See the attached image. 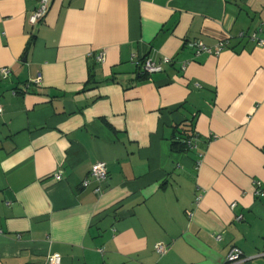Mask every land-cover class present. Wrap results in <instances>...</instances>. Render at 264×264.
<instances>
[{
    "label": "crops",
    "instance_id": "1",
    "mask_svg": "<svg viewBox=\"0 0 264 264\" xmlns=\"http://www.w3.org/2000/svg\"><path fill=\"white\" fill-rule=\"evenodd\" d=\"M38 2L0 0V264H264V0Z\"/></svg>",
    "mask_w": 264,
    "mask_h": 264
},
{
    "label": "built area",
    "instance_id": "2",
    "mask_svg": "<svg viewBox=\"0 0 264 264\" xmlns=\"http://www.w3.org/2000/svg\"><path fill=\"white\" fill-rule=\"evenodd\" d=\"M50 0H39L38 6L35 8V10L32 12V14L29 17V23L34 26L41 22L49 8ZM252 41H254L258 46L264 47V36H259L257 32H253L250 34L249 37ZM189 45L191 47L195 48V55L200 56L201 54L207 53V54H219L221 50L224 48L225 43L223 41H220L217 45L214 47H210L205 45L202 41H193L190 42ZM96 60L98 62H102L104 60V52L100 51L97 54ZM171 62L170 58H163L160 62H155L151 58L144 57L138 61H136V64L140 67V70L143 74H152L156 72H160L163 70V65ZM187 66V62H183L181 65V68L184 70ZM0 76L3 80L8 79L11 76V70L8 67H2L0 68ZM35 84H40L41 82V74H37L36 78L32 81ZM27 87L30 86V83L26 85ZM0 113H1V107H0ZM196 140L197 135L193 133L192 136L184 138L182 140L183 144L185 145L186 149H194L196 148ZM202 154H198V160L196 161V168L198 169L201 165V159ZM56 180L61 179V172L58 171L54 174ZM108 176L106 164L103 161H97L93 163L90 167L89 171V178L92 179L97 183V186L94 188L95 193H101V187L98 185V183H101L106 180ZM89 180H85L83 182L84 186H87L89 184ZM259 196H264V191H259L257 193ZM201 199V195H197L196 197V204L199 203ZM235 203L231 205L232 208H234ZM242 217L236 216V219L239 220ZM217 239H221V236L218 235L216 237ZM167 247L163 244H156L155 250L163 254L166 252ZM242 261V253L238 248H232L230 252L228 253L226 264H234L239 263ZM45 264H61V256L59 253H52L47 256V260Z\"/></svg>",
    "mask_w": 264,
    "mask_h": 264
},
{
    "label": "trees",
    "instance_id": "3",
    "mask_svg": "<svg viewBox=\"0 0 264 264\" xmlns=\"http://www.w3.org/2000/svg\"><path fill=\"white\" fill-rule=\"evenodd\" d=\"M250 35H248V38ZM250 39V38H249ZM251 40V39H250ZM177 138L172 142V145L174 146L175 149L179 150H188L186 149L185 145L183 144L182 140L184 138L190 137L193 135V130H194V122L193 120L182 123L181 125L177 126Z\"/></svg>",
    "mask_w": 264,
    "mask_h": 264
}]
</instances>
